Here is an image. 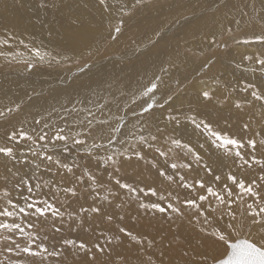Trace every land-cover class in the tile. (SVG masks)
<instances>
[{
	"label": "snow or ice",
	"instance_id": "6c2138e0",
	"mask_svg": "<svg viewBox=\"0 0 264 264\" xmlns=\"http://www.w3.org/2000/svg\"><path fill=\"white\" fill-rule=\"evenodd\" d=\"M142 2L90 0L101 20L109 22L108 35L113 41L123 34L125 17ZM47 6L42 0L41 7ZM220 7L218 4L217 11ZM253 11L255 16L249 21L254 27L259 21L260 30L246 33L241 42L259 47L236 67L243 64V70L259 74L261 82L242 83L240 91L246 95L232 105L238 110L257 102L264 109V0L259 10L253 6ZM233 23L239 25L240 21H229L219 38L212 33L209 47L227 51L229 42L224 37L237 39L232 36ZM155 37L148 43L159 42L164 33L157 31ZM57 47L46 48L42 42L26 41L5 29L0 34V61L4 62L0 66L16 65L30 73L72 60L66 50ZM214 63L210 58L201 66L205 69L202 76L208 75ZM90 67L84 64L80 71ZM138 75L141 78L135 90L117 87L113 91L114 83L107 82L101 89L104 95L93 92L95 99H69L67 104L36 113L25 111V104L11 99L0 105V124L10 126L0 135V165L4 168L0 174V264H64L62 257L68 250L94 260L93 250L111 251L114 241L118 246L127 241L134 247L138 264H165L162 248L159 259L153 258L152 250L158 248L156 237L136 232L132 226L101 231L95 242L64 236L57 240L48 234L49 219L54 233L61 232L57 220L61 225L74 223L78 230L89 217L111 224L113 215L104 211L105 206L122 209L132 204L137 209L135 221L142 218L141 213L153 218L159 214L190 226L196 233V247L202 251L188 264H229L227 258L241 244L250 253L247 264H264V132H255L245 123L244 134L234 136L201 110V105L218 95L225 102L230 99L215 76L201 80L195 105L185 107L176 104L182 84L176 81L172 85L165 62ZM33 98L29 96L30 101ZM188 128L195 142L183 134ZM213 151L232 160L236 171L220 172L222 157L213 159ZM133 160L154 175L152 183L125 178ZM25 166L30 171L22 173ZM82 190L92 204L72 208ZM221 247L225 250L222 257L214 254ZM182 255L189 257V252L182 251ZM118 264L131 262L121 256Z\"/></svg>",
	"mask_w": 264,
	"mask_h": 264
},
{
	"label": "bare ground",
	"instance_id": "6f19581e",
	"mask_svg": "<svg viewBox=\"0 0 264 264\" xmlns=\"http://www.w3.org/2000/svg\"><path fill=\"white\" fill-rule=\"evenodd\" d=\"M155 1L143 0L131 16L125 17L123 34L113 41L108 35L109 22L101 20L99 13L92 8L90 0H45L47 7H41L42 0H0V34L5 29L12 30L19 38L35 41L37 44L42 42L46 48L58 46L57 50H66L72 57L71 61L64 64L65 67L59 66L58 77L51 76L54 71L52 67L47 66L30 73L15 66L0 68V105L8 104L11 99L25 104L27 106L25 111L36 113L46 108L50 109L51 106L59 107L60 104H67L69 99H95L93 92L100 91V94L104 95L101 89L107 86V82L114 83L113 91L117 87L135 90L137 81L141 78L138 73L142 74L145 69L150 73L153 65L165 62V67L170 71L172 85L175 86L176 81L182 84V92L176 101L177 106L195 105L198 90L202 86L201 80L215 76L224 96L230 99L225 102V99L218 95L211 103L201 105V110L216 122L217 127L226 129L234 136L244 134L242 125L248 123L247 116L250 119L251 115L256 121L249 123L251 129L255 132H264V109L261 108L260 103L239 110L232 106L235 99L246 95L238 89L235 90V87H240L244 81H254L259 84L261 82L259 74L254 75L250 71L236 67L237 60L242 62L245 56L238 55L236 50L219 49L215 52L214 46L209 47L212 33H217L219 38L220 30L227 26L229 21H240L239 25L236 23L231 25L233 32L238 29L242 33L236 45L244 44L241 41L246 33L259 31V26L254 27L249 24V17L255 16L253 6L257 11L260 9L261 0H160L158 3L161 6L146 17L145 14L155 7ZM145 2L149 3L145 4ZM85 4H88V7H85ZM218 4L221 5L219 11H217ZM244 12H247L248 16H244ZM130 19L132 20L128 21ZM256 24L259 25L260 22L256 21ZM157 31L164 33V38L157 43L149 44V38L156 39ZM102 42H105V45H102ZM244 45L255 47L253 51H257L259 47ZM100 48H104L106 52L111 51L112 58L97 56ZM141 51L142 55L139 54ZM210 58L215 63L212 64L208 75L202 76L205 69L201 66ZM98 60L100 61L95 62ZM77 61L88 62L90 69L86 68L84 72L80 69L69 71V67L66 66ZM3 63L0 61V65ZM189 82H194V86L185 87ZM61 89L66 91H60ZM29 96L34 98L30 101ZM2 128L6 132L10 126L0 124V131ZM183 134L190 137L193 142L196 141L191 128L185 130ZM216 156L222 157L218 161L220 172L226 173L230 168L236 171L232 160L223 158L221 153L213 151V159H216ZM15 167L21 166L15 165ZM21 171L27 173L30 170L25 166ZM3 172L4 168L0 165V174ZM200 175L205 174L201 172ZM125 178L133 183L141 180L152 183L155 179L154 175H149L141 168V163L135 160L127 167ZM55 179L59 181L58 176ZM90 204H92L91 198L82 190L78 202L72 203V208L78 209L81 205L87 207ZM104 211L113 215L111 224L99 218L89 217L84 226L93 227L99 235L104 230L114 232L113 228H116L114 220H117L120 226L128 225L134 227L136 232H147L155 236L158 242V248L152 250L153 258L159 259L162 248L165 252V264H170L171 261L177 264L187 260V257H183L182 251L189 253L199 251L196 247V233L179 220L173 223L159 214L153 218L143 217L141 213L142 218L135 221L133 217L137 215V209L134 204L126 205L122 209L105 206ZM120 216H124L125 219L121 221ZM55 223L56 226L61 227V231L77 228L76 224L70 222L61 225L57 220ZM52 224L53 221L49 219L48 227L51 230ZM98 235L91 236L85 233L87 239L84 240H94ZM70 237L81 238V234L77 232ZM93 254L94 260L74 250H68L62 259L64 264H85V262L118 264L122 256L131 264H138L136 249L129 247L127 241L119 246L114 241L111 251L99 255L93 250Z\"/></svg>",
	"mask_w": 264,
	"mask_h": 264
},
{
	"label": "rangeland",
	"instance_id": "374dc122",
	"mask_svg": "<svg viewBox=\"0 0 264 264\" xmlns=\"http://www.w3.org/2000/svg\"><path fill=\"white\" fill-rule=\"evenodd\" d=\"M158 1H160V0H156L155 1V7L153 8V9H151L149 12H147L145 15H146V17L151 13V12H153L155 9H157L158 7H160L161 5L158 3ZM149 2H145V4H148ZM132 19H130V20H128V21H131ZM144 21L142 20V22L141 23H143ZM167 24H169V21L167 22ZM249 24H251V23H249ZM256 26H259V25H257L256 24ZM235 32H233L232 33V36H234V37H236L237 39H231V38H229L228 36H225L224 38L225 39H228V41H229V39H230V41L229 42H231L230 44H229V47H228V50H230V49H232V50H236L237 51V54L238 55H248V54H251V53H254V52H256V51H253V49H255V47H249V46H246V45H244V44H242V43H239V44H237L236 45V42L238 41V40H240L241 39V37H242V33H240L239 31H238V29L237 30H234ZM239 33V35L237 36V34ZM235 40V41H234ZM234 41V42H233ZM102 45H105V42H102L101 43ZM164 45V44H163ZM219 49L220 48H217L216 46H214V51L215 52H218L219 51ZM112 51H114V50H112ZM107 56V57H110V58H112L111 57V51L110 52H106V50L104 49V48H100L99 50H98V53H97V56ZM94 59H96V58H94ZM100 60H98V61H95V62H99ZM85 62L86 61H82V62H78V63H75V64H70L69 66L67 65L66 67H69L68 69H69V71H73V70H75V69H80L79 67H81L82 65H84L85 64ZM94 61H93V63H95ZM91 63V62H90ZM92 63V64H93ZM237 63H241V61H239V60H237ZM86 64H88L89 65V63L88 62H86ZM13 66H15L16 68H21V67H19V66H16V65H13ZM78 66V67H77ZM64 67H65V65H64ZM243 67H244V65L243 64H241V67H239L240 69H243ZM0 68L1 69H5V67L4 66H0ZM58 69H59V67H52V71H54L53 73H51V76H54V75H56L57 77H58V74H57V72H58ZM24 79H26V77L24 78ZM51 79V78H50ZM206 80H207V78H206ZM242 85V84H241ZM188 86H194V82H192V83H190L189 82V84L188 85H186L185 87H188ZM236 89H238L239 91H240V87H235V90ZM241 93H243L242 91H240ZM243 94H245V93H243ZM247 120H248V123H250V122H255L256 123V121L254 120V118L252 117V115L250 116V119H249V117L247 116ZM3 132H5V129H1V131H0V134H4ZM141 168L142 169H144V167H143V164L141 163ZM115 222H116V228L117 227H119L120 226V224H118V222H117V220H114ZM116 228H113L114 229V231L116 230ZM77 228H75V229H73V230H66V231H61L60 233H54L48 226H47V230H48V234H49V236L50 237H56V239L58 240L59 238H60V236H64V237H70L71 235H73V234H75V233H77V232H80V234H81V238H83V239H87L86 237H85V233H87V234H90L91 236H94V235H98V233H97V231L93 228V227H83V228H79L78 230H76ZM133 230L134 231H137L134 227H133ZM98 239H100L99 238V235L94 239V240H91V241H89V242H95V241H97ZM196 241H197V238H196ZM197 243H198V241H197ZM199 251H202V249H199ZM224 248H218L216 251H215V255H217V256H220V257H222L223 256V254H224ZM197 251H192V252H190L189 253V257H187V260H185V261H182V262H180V263H177V264H188V262H189V260H190V258L192 257V256H194L195 255V253H196ZM99 255L100 254H102V253H98ZM108 264H115V263H113V262H110V263H108ZM170 264H174L173 263V261H171L170 262ZM192 264H195V261H192Z\"/></svg>",
	"mask_w": 264,
	"mask_h": 264
},
{
	"label": "water",
	"instance_id": "95a60500",
	"mask_svg": "<svg viewBox=\"0 0 264 264\" xmlns=\"http://www.w3.org/2000/svg\"><path fill=\"white\" fill-rule=\"evenodd\" d=\"M227 259L229 260V264H247L250 259V253L249 250L241 244Z\"/></svg>",
	"mask_w": 264,
	"mask_h": 264
}]
</instances>
